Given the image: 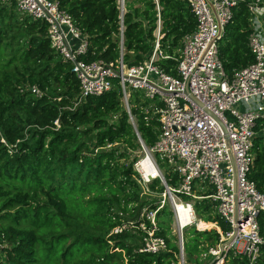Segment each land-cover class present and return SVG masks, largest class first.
<instances>
[{
  "label": "trees",
  "instance_id": "obj_1",
  "mask_svg": "<svg viewBox=\"0 0 264 264\" xmlns=\"http://www.w3.org/2000/svg\"><path fill=\"white\" fill-rule=\"evenodd\" d=\"M58 3L88 36L87 53L78 59L113 62L120 57L117 0ZM157 6L163 35L160 46L169 57H178L182 38L196 27L186 0H127L122 22L123 60L128 65L138 64L151 52ZM249 19L247 3L236 7L219 41L218 58L229 77L253 63L248 48ZM47 27L40 20H19L14 11L0 6V235L9 245L4 249L6 264H178L167 206L156 214L158 235L167 244L165 252H138L139 238L127 232L107 237L117 223L112 209L126 212L128 204L139 202L133 170L137 158L125 163L128 152L138 150L139 144L116 87L74 108L78 81L71 62L51 49ZM176 64L173 59L158 62L172 76H176ZM33 85L44 91L41 98L26 89ZM132 94L129 103L136 130L151 148L158 123L145 120L142 108L149 101ZM261 124L256 128L248 179L264 194V121ZM175 180L167 183L175 185ZM155 186L159 193L164 190L154 181L151 189ZM194 209L201 229L206 223H216L221 231L230 230L210 201H195ZM258 224L264 240V213ZM193 234V243L183 242L185 264H207L210 257L205 261L202 257L218 244L219 234L216 230H194ZM227 264L251 263L229 253ZM252 264H264V245Z\"/></svg>",
  "mask_w": 264,
  "mask_h": 264
},
{
  "label": "built area",
  "instance_id": "obj_2",
  "mask_svg": "<svg viewBox=\"0 0 264 264\" xmlns=\"http://www.w3.org/2000/svg\"><path fill=\"white\" fill-rule=\"evenodd\" d=\"M125 2L117 0L121 55L113 62L78 59L87 53L88 36L76 27L69 14L59 9L58 0H0V6L14 11L19 20H40L47 24L51 49L63 61L71 62L72 73L78 81L74 108L89 97L100 96L116 87L121 106L136 129L130 112L131 93H139L141 100L149 101L142 111L147 116L145 120L158 123V135L151 148L137 140L139 158L133 164V170L140 188L139 202L129 204L126 212L112 209L117 223L107 237L127 232L139 238L138 252L151 255L165 252L167 244L158 235L156 214L167 206L171 212L169 229L176 237L179 251L178 264H184L183 234L192 227L198 229L195 201L208 200L230 230L223 232L215 223L218 244L209 248L203 257H210L211 264H227L228 254L232 253L246 257L252 264L261 255L264 245L258 224L260 214L264 213V194L259 193L248 179L254 163L252 149L258 134L256 128L262 127L264 121V0H186L196 27L182 38L177 58L169 57L160 46L163 35L157 6L151 52L136 65H128L123 60ZM245 3L250 15L252 31L248 48L253 63L234 71L229 77L218 58L219 41L232 19L233 10ZM163 59L176 61V76L166 73L158 65ZM26 89L34 98L43 96L44 91L36 85ZM186 92L203 107L194 104ZM204 109L225 126L229 142L220 124ZM54 125L59 127L58 120ZM116 145L108 144L105 149ZM235 174L237 234L230 244H225L232 237L235 226ZM173 177H176V184H168ZM154 181L164 188L161 193L158 186L151 189ZM152 205L157 206L156 209H151ZM2 240H5L3 236L0 237ZM2 244L5 254L4 249L9 245Z\"/></svg>",
  "mask_w": 264,
  "mask_h": 264
},
{
  "label": "water",
  "instance_id": "obj_3",
  "mask_svg": "<svg viewBox=\"0 0 264 264\" xmlns=\"http://www.w3.org/2000/svg\"><path fill=\"white\" fill-rule=\"evenodd\" d=\"M186 95H188L189 99L194 104H196L199 107H203L202 104L197 99L192 97L188 92H186ZM204 112L206 114H208L209 116H211L213 119H215L220 124L223 132L226 134V140L228 141L227 131L225 129V126L221 123V121L217 117H215L211 112H209L207 109H204ZM134 132H135V136H136L137 140L144 145L142 139L140 138V136H138L139 134H138V132H137V130L135 128H134ZM234 182H235V187H234V216H233V222H234L235 226L233 227V230H232L233 231L232 232V237L225 244H230L234 240V238H235V236L237 234V226H236V224L238 223V209H237V202L238 201H237L236 174H235V177H234ZM222 248H223V244L220 246V250H222ZM211 263H212V261L208 262L207 264H211Z\"/></svg>",
  "mask_w": 264,
  "mask_h": 264
},
{
  "label": "rangeland",
  "instance_id": "obj_4",
  "mask_svg": "<svg viewBox=\"0 0 264 264\" xmlns=\"http://www.w3.org/2000/svg\"><path fill=\"white\" fill-rule=\"evenodd\" d=\"M127 1V0H126ZM129 1V0H128ZM133 94L131 93V96H132ZM130 103L132 104V99H131V101H130ZM122 148H125L124 147V145L122 146ZM133 158H139V149L137 150H134L133 152H128V160L125 162L126 164L127 163H129ZM129 205V204H128ZM127 205V206H128ZM202 222V221H201ZM208 223H206V228L205 229H197V228H195V227H192V228H190V229H187L185 232H184V234H183V238H184V242L186 241L187 243L188 242H190V243H193L194 242V240H195V237H194V234H193V232H194V230H196V231H200V232H202V231H206V230H208L211 226H209V228H207L208 227V225H207ZM198 226H200V222L198 223ZM213 230V229H212ZM172 232V231H171ZM173 234V233H172ZM174 235V234H173ZM0 237H1V235H0ZM4 243V244H8L5 240H2V241H0V261L2 262V263H0V264H6V262H5V254H4V252H3V244L2 243ZM131 244H136V241H132L131 242ZM209 257H202V260L203 261H205V260H209L208 259ZM210 261H211V259H210ZM179 264H181V263H179ZM184 264H185V260H184Z\"/></svg>",
  "mask_w": 264,
  "mask_h": 264
},
{
  "label": "crops",
  "instance_id": "obj_5",
  "mask_svg": "<svg viewBox=\"0 0 264 264\" xmlns=\"http://www.w3.org/2000/svg\"><path fill=\"white\" fill-rule=\"evenodd\" d=\"M198 221H200V220H198ZM204 223H205V222H204ZM213 225H215V223H213ZM199 227H200V229L202 228L201 222H200V226H199ZM217 227H218V226L215 225L213 228H211V229H209V230H212V229H213V230H216V232H217V229H218ZM198 229H199V228H198ZM209 230H206V231H209ZM217 233H218V232H217Z\"/></svg>",
  "mask_w": 264,
  "mask_h": 264
},
{
  "label": "bare ground",
  "instance_id": "obj_6",
  "mask_svg": "<svg viewBox=\"0 0 264 264\" xmlns=\"http://www.w3.org/2000/svg\"><path fill=\"white\" fill-rule=\"evenodd\" d=\"M199 222H201V221H199ZM199 222H198V223H199ZM207 225H208V227H207V228H209V226H211L210 228H213V227L215 226V225H213L212 223H208ZM198 228L200 229V227H199V226H198ZM210 228H209V229H210Z\"/></svg>",
  "mask_w": 264,
  "mask_h": 264
}]
</instances>
